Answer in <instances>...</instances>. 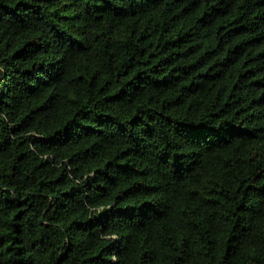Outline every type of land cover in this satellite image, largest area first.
Returning a JSON list of instances; mask_svg holds the SVG:
<instances>
[{"label": "trees", "instance_id": "1", "mask_svg": "<svg viewBox=\"0 0 264 264\" xmlns=\"http://www.w3.org/2000/svg\"><path fill=\"white\" fill-rule=\"evenodd\" d=\"M0 264H264V0H0Z\"/></svg>", "mask_w": 264, "mask_h": 264}]
</instances>
